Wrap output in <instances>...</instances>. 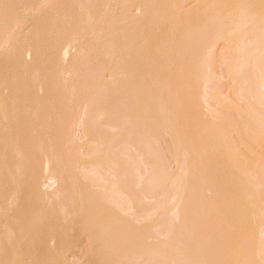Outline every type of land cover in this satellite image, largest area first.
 I'll use <instances>...</instances> for the list:
<instances>
[{
  "label": "rangeland",
  "instance_id": "rangeland-1",
  "mask_svg": "<svg viewBox=\"0 0 264 264\" xmlns=\"http://www.w3.org/2000/svg\"><path fill=\"white\" fill-rule=\"evenodd\" d=\"M124 1L27 0L33 13L20 22V37L3 28L0 72L8 87L0 104L29 105L6 115L7 138L0 128V264H87L89 246L101 251L107 235L136 244L119 242L127 250L116 249L109 264H198L207 236L195 251L196 227L220 217L234 264H264V0H136L127 9L133 23L121 15ZM22 35L26 50L14 65ZM43 102L65 105L45 121ZM86 105L93 115L85 132L77 117ZM67 106L79 121L70 138ZM204 139L212 147L200 150ZM181 140L186 164L196 160L203 179L185 192L179 217L169 194L178 188ZM52 169L65 176V194L86 195L66 216L59 201L49 205L30 189L34 176ZM154 170L162 185L150 194ZM221 251L217 264H230V246Z\"/></svg>",
  "mask_w": 264,
  "mask_h": 264
},
{
  "label": "bare ground",
  "instance_id": "bare-ground-1",
  "mask_svg": "<svg viewBox=\"0 0 264 264\" xmlns=\"http://www.w3.org/2000/svg\"><path fill=\"white\" fill-rule=\"evenodd\" d=\"M26 1L27 0H0V3L1 2H6V3H9V5H11V7H10V9L9 10H7V11H2L1 9H0V26L1 25H5V26H2V29H1V27H0V35H2V34H4L5 33V30L3 29L4 27L5 28H8L9 30L11 29H13V31L15 30V32H16V30L19 28V25H20V22L21 21H23L26 17H28V16H30L33 12L32 11H28V9L29 8H26ZM134 1H136V0H128V1H124V3L122 4V6H121V15L126 19V20H128V22H130V23H133L134 22V19L128 14L129 12H127V9L130 7V5L131 4H133V3H135ZM138 7H139V9L142 11V14H145L146 13V6H145V4L143 3V2H138ZM8 13V15H10L11 16V19H9V21L10 22H8V23H3L4 22V20L6 19L5 18V15ZM11 13V14H10ZM21 23H23V22H21ZM11 25V28H9V26ZM7 26V27H6ZM11 30H10V32H11ZM14 32V33H15ZM20 32V31H19ZM17 33L16 32V35L15 34H13L14 36H13V39L16 37H20L19 35H20V33ZM2 33V34H1ZM13 33V32H12ZM17 34H19V35H17ZM27 35H22L21 36V38H22V40H19V41H17L16 43H15V46H16V48H15V50H14V52H13V57H11L10 58V60H9V62L10 63H13L14 65L15 64H17L18 65V63L20 62V59H19V54L21 55L25 50H26V37ZM261 59H263L264 60V57L262 58L261 57ZM261 59H257V60H260L261 61ZM257 60H255V66H258L259 64L256 62ZM260 61H258V62H260ZM262 62V61H261ZM257 69H258V67H257ZM259 70H260V68H259ZM260 73H261V71H259ZM72 74L74 73V72H71ZM264 75V74H263ZM263 75H260V77H262L261 78V80H263L262 82H264V79H263ZM6 77H8V74H6V73H1L0 72V92H2V91H4V90H6L7 89V87H8V83H7V81L4 79V78H6ZM259 77V78H260ZM259 81V80H258ZM261 82V81H260ZM260 82H258V84H260ZM255 83V80H254V82H253V84ZM263 83H261L260 85H262ZM250 85V84H249ZM257 85V83L255 84V85H252V86H256ZM259 86V85H258ZM262 86H264V84L262 85ZM262 86H261V88H262ZM257 87V86H256ZM260 88V89H261ZM252 89V88H251ZM251 89H250V91H251ZM256 89V88H255ZM255 89H252V90H255ZM262 89H264V87L262 88ZM249 90V89H248ZM263 91V90H262ZM251 92H253V91H251ZM255 92V91H254ZM254 94H256V93H253V95H251V96H254ZM262 94H264L263 92H262ZM250 97V96H249ZM263 97V96H262ZM20 102H21V104H22V106H23V108H25V105H29V102H26V103H23L22 102V100H20ZM20 102L19 101H15V102H6L5 103V105H4V101L0 104V111H2L3 112V117H1V121H0V128L2 129V133H1V137L2 138H7L8 136H9V134H10V131L8 130V124H7V121H6V115H9L10 116V114L12 113L13 115H17V114H19V112L21 111V112H23V110H21V107L19 106V104H20ZM8 106H7V105ZM25 104V105H24ZM63 105H65V103L64 102H55V103H51L50 105H47L46 104V102H43L42 103V105H41V107H40V110L44 113V120L45 121H47V120H50V121H54L55 120V118L60 114V112L62 111V106ZM68 109V106L66 107V112H64L65 113V115H64V117H63V122H62V124L63 125H65V127H66V131H65V135L67 136V138H70V127L71 126H73V121L74 120H77V119H75L76 117H77V113L76 112H74V111H68L67 110ZM8 112H10L9 114H8ZM79 115V114H78ZM92 115H93V108L90 106V105H86V107H85V110H82V111H80V115L77 117L78 119H79V121H81L82 122V124H84V126H85V132L87 131V129H89V127H90V124H91V120H92ZM43 120V122H45ZM78 120H77V122H79ZM45 123H47V122H45ZM21 124V123H20ZM83 126V127H84ZM17 127V126H16ZM15 131V130H14ZM176 137V136H175ZM177 137H178V134H177ZM177 137H176V139H177ZM208 138V137H207ZM179 139V138H178ZM182 140H184V138L182 139ZM178 141V147H179V149L177 150V154H176V161H177V169L176 170H178L177 171V173L174 175L175 176V183H176V187H178L177 188V190H175V192H173L172 194H169V195H171V197L172 198H176L177 199V206L179 207L178 208V210H177V213L176 214H178L177 216H179L180 217V215H181V213H182V211L180 210V207L181 206H185L184 205V203L182 202V200L184 201V194H185V192L187 193V191L189 190V188H190V186L191 185H195V184H199V182H202V177L203 176H198L197 175V168L196 167H198V165L195 163L196 162V160H188V162L189 161H191L192 163H188V165L186 164V162H187V159H186V161H185V156H184V151H185V145L186 144H184V141ZM205 140V141H204ZM203 141H204V145H203V149H200V150H204V149H208L207 147L210 145L209 143H208V140L210 141V139L208 138V140L207 139H204ZM212 146L210 145V148H211ZM203 151H201V153H202ZM207 152V151H206ZM204 154V153H203ZM202 154V155H203ZM205 154H207V153H205ZM200 155L201 154H199V155H197V158L198 157H200ZM205 156V155H204ZM201 158V157H200ZM204 158V157H203ZM202 159V158H201ZM192 164H194V166L192 165ZM195 164H196V166H195ZM158 169H161V167L160 168H158ZM157 169V170H158ZM195 169H197V170H195ZM51 170V169H50ZM50 170L48 171L49 173H50ZM55 170V171H54ZM163 168H162V171L161 172H163ZM159 171V170H158ZM151 173H150V176L151 177H149V181H151L150 183H148L150 186L147 188L148 189V192L151 194V193H153V191H155V190H159L160 189V184L162 185V182L161 181H159V180H157L156 179V177H154V175L155 174H160L161 172H157L156 170H154V171H150ZM44 174H46L45 176H43ZM162 175V174H161ZM43 177H46L45 179V181H42V179H43ZM154 177V178H153ZM42 178V179H41ZM155 179H156V181H155ZM163 179V178H162ZM161 179V180H162ZM165 179H166V177H165ZM169 179H172V178H169ZM147 180V179H146ZM167 180V179H166ZM41 181V182H40ZM164 182V181H163ZM167 182V181H166ZM169 182H171V180L169 181ZM153 183V184H152ZM65 184H66V178H65V176H63L62 175V173L61 172H59V171H57L56 169H52V171H51V174H49L48 175V173H46V172H44L43 173V171H40L36 176H34L31 180H30V189H31V191L32 192H34V193H36V194H38V196H39V198L41 197L47 204H49V205H51L53 202H54V200H57V201H59L60 203H61V206H62V211L61 212H59V215H67L68 213H69V210H68V208L69 207H73V208H77L80 204H82L84 201H85V198H86V195L83 193V192H79V193H76V192H72V191H69V192H67L66 194L63 192V188H64V186H65ZM168 185L170 184V183H167ZM55 185H57V188H56V190H54V191H51V192H43L42 190H41V186H45L46 188H45V190H51V189H53V187L55 186ZM167 187V186H166ZM170 186H168L167 188H169ZM172 188V185H171V187H170V189ZM173 189V188H172ZM172 189L170 190V192L172 191ZM74 191V190H73ZM164 191H167V189L166 190H164ZM157 194V193H156ZM160 194V193H159ZM163 194V193H162ZM165 196H167L166 194H164ZM151 196V195H150ZM154 196V195H153ZM153 196H151V198L153 197ZM165 196H164V198H165ZM156 197V196H155ZM154 197V198H155ZM167 198V197H166ZM182 199V200H181ZM193 200V199H192ZM96 201H97V199H96ZM160 202H163V201H160ZM194 202V201H193ZM160 205H161V203H160ZM164 205V204H163ZM157 206V205H156ZM189 206H190V203H189ZM158 208V207H157ZM156 208V209H157ZM186 208V207H185ZM163 209V208H162ZM152 210V209H151ZM164 210V209H163ZM163 210L161 211V210H159L160 211V213H159V215L161 216V215H163L162 214V212H163ZM223 210V209H222ZM147 211H148V209H147ZM147 211H145V212H147ZM148 213V212H147ZM150 213V212H149ZM164 213V212H163ZM151 214V213H150ZM217 214H219V212H217ZM220 214H222V213H220ZM220 214L218 215V217L220 216ZM64 216V217H65ZM143 216L145 217V215L143 214ZM222 216V215H221ZM218 221H217V220ZM211 218L210 220H207V221H204V220H200V222H199V224H198V226L196 227V228H198L197 229V232H194L195 234H194V237L191 239L192 241V244L193 245H195L196 247H195V251H196V249H198V244H200V243H203V240H202V235L201 234H205L206 236H207V239H206V243H205V247L204 248H206V250H204V249H202L201 250V247H199V249L202 251V258H201V260L200 261H198V264H217L218 262H220V260H221V254H220V251H221V249L223 250V248H224V246H225V244H228L229 246H230V251H231V253H230V264H234V261H236V259L234 260V253H235V248H234V246H233V239H229L228 241H226L225 240V236H226V233H223V230H222V228L224 229V231H226L225 230V228L222 226V228L220 227V223H222V222H220V221H222V220H224V218H222V217H220V218ZM219 222V223H218ZM229 224L231 223L230 221L228 222ZM85 224V223H84ZM110 231V230H109ZM196 231V230H195ZM111 234V231L109 232V235ZM112 235V234H111ZM106 236V235H105ZM117 237V236H116ZM122 237V236H121ZM126 238H128L127 236H125ZM115 238V236H113V238L111 237V236H109L108 237V235L105 237V238H103V239H105L104 241H105V245H107L106 247H100L103 251L104 250H109V252H104L105 254H103L100 250H97L96 251V249H95V251H94V246H95V248H96V245L94 244V245H92L91 244V246H89V249H88V251H89V253L87 252V256L89 257L88 259H90V255H91V253H93L94 252V254L92 255V256H94V260L93 261H91V260H88V263L87 264H109V261L110 262H112V260L114 259L115 260V256H116V254H115V252L116 253H118L119 251H118V249H120V248H123L122 246H124V244L126 245V243H127V246H128V244H129V248H133L135 245H131V243L133 242V244H134V239H135V237H132V236H130L128 239H126V238H124V240H121V241H119V240H116V239H114ZM132 238H134V239H132ZM103 239L101 240V241H99V242H101V243H99V245H102V243H104V242H102L103 241ZM137 239H138V237H137ZM141 238H139L138 239V242H139V244L141 243L139 240H140ZM187 240V239H186ZM118 241V242H117ZM132 241V242H131ZM119 242H121V243H123L122 244V246L120 247V245L119 244H121V243H119ZM124 242H126V243H124ZM131 242V243H130ZM137 246H138V244H137ZM165 246V245H164ZM125 247V246H124ZM160 247H162V246H159L157 249L159 250L160 249ZM192 247V246H191ZM223 247V248H222ZM134 248H136V247H134ZM117 249V251H115ZM126 249V248H125ZM124 248L123 249H121V250H123V251H126ZM140 249V248H139ZM156 249V250H157ZM162 249L165 251V249H167V247H165V248H161V250L160 251H157V252H161L162 251ZM190 249H193V248H190ZM120 250V251H121ZM138 250V249H137ZM142 250H143V248H142ZM199 250V252H201ZM242 250V249H241ZM133 251V250H132ZM132 251L130 250L129 252H131L132 253ZM135 251V250H134ZM139 251V250H138ZM141 251V250H140ZM167 251V250H166ZM190 251V250H189ZM204 251V252H203ZM222 252V251H221ZM232 252H234V253H232ZM108 255H107V254ZM130 253V254H131ZM154 253H156V251L154 252ZM163 253V252H162ZM169 253V252H168ZM188 253V252H187ZM193 253V252H192ZM198 253V252H197ZM197 253H194V254H197ZM90 254V255H89ZM103 254V256H101L100 258L99 257H96V256H100V255H102ZM129 254V256H131ZM159 254H161V253H158L157 255L159 256ZM164 254V253H163ZM156 255V254H155ZM190 255H191V251H190ZM190 255H188V256H190ZM134 256L136 257V254H134ZM157 256V257H158ZM165 256V255H164ZM243 256H247V255H244L243 254ZM242 256V257H243ZM131 257H133V253H132V256ZM238 257V256H237ZM240 257H241V255H240ZM248 257V256H247ZM134 258V257H133ZM166 258H168V255H167V257ZM129 260L128 261H133V259H131V258H128ZM161 259H163V257L161 258ZM185 259V258H184ZM243 259V258H242ZM246 259V258H245ZM113 260V261H114ZM240 260V258L238 259V261ZM186 261V260H185ZM237 261V262H238ZM237 262H235V264L237 263ZM133 263V262H132ZM131 263V264H132ZM162 263H163V261H162ZM161 263V264H162ZM164 263H165V261H164ZM128 264H130V263H128ZM160 264V263H159ZM166 264V263H165ZM186 264V263H185ZM237 264H239V263H237ZM242 264H244V263H242Z\"/></svg>",
  "mask_w": 264,
  "mask_h": 264
}]
</instances>
